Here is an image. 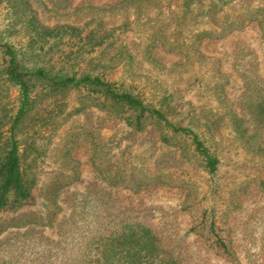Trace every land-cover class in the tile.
<instances>
[{
  "label": "trees",
  "instance_id": "1",
  "mask_svg": "<svg viewBox=\"0 0 264 264\" xmlns=\"http://www.w3.org/2000/svg\"><path fill=\"white\" fill-rule=\"evenodd\" d=\"M120 4L133 25L128 42L114 30L44 28L33 0H0V264H209V252L241 264L228 219L250 189L264 191V77L259 67L258 74L249 72L238 101L231 100L221 61L201 47L252 26L264 40V0ZM158 51L181 61L169 67ZM183 88L202 89L205 105L181 103ZM72 96L79 104L68 110ZM63 125L70 137L60 151L85 135L108 186L184 191L182 211L193 216L187 234L203 242L205 255L169 227L125 220L122 211L105 213L111 222L89 223L72 207L63 210L60 190L80 180L73 159L66 181L29 209L35 168ZM143 134L152 146L138 154L122 149L119 140ZM259 259L264 262V237Z\"/></svg>",
  "mask_w": 264,
  "mask_h": 264
},
{
  "label": "rangeland",
  "instance_id": "2",
  "mask_svg": "<svg viewBox=\"0 0 264 264\" xmlns=\"http://www.w3.org/2000/svg\"><path fill=\"white\" fill-rule=\"evenodd\" d=\"M122 1L124 0H33V9L39 15L41 27L73 25L84 30H114L116 37L128 42L133 25H129L125 5H119ZM114 16L116 18L113 19ZM201 48L206 55L216 56L221 61V71L227 75L230 82L227 93L231 100L238 101L244 90V78L249 72H254L259 67V73L264 77V40L256 26L236 33L224 41L204 44ZM158 53L164 64L169 67L181 61L179 56L164 55L160 51ZM185 75L186 73L181 75L178 80L183 81ZM177 98L181 103L195 107H200L207 101L203 90L199 88L193 91L183 88ZM68 102V110L79 104L76 96H72ZM92 121H97L96 117H89V123ZM65 128L63 125L60 131L47 141V154L35 168L38 186L34 193L33 205L29 209L36 210L42 205V195L49 193L56 182L66 181V176L72 173L67 165L73 159L78 168L77 172L80 173V180L60 190L61 197L58 202L63 210L70 206L78 214V219L89 223L111 222L113 220L105 213L112 210L122 211L125 220L142 221L158 225L162 229L169 227L175 239H182L195 253L205 255L206 247L203 242L194 235L187 234L192 227L193 216L182 211L186 196L184 191L168 185H157L146 187L137 193L123 186H108L95 169L92 143L85 135H79L71 151H60V148H65L70 137V131ZM117 130V135L122 136L123 129ZM107 133H110V130ZM119 141L123 150L129 146L137 154L142 147L154 144L147 134L130 138L126 136L124 140ZM114 151L117 153V150ZM162 152V149H158L156 153L161 155ZM239 201L240 208L228 219L229 235L233 240L234 249L241 264H264L259 259L260 243L264 237V191L250 189ZM70 214L71 212L68 216ZM47 234L51 238H57L56 230H47ZM208 256L209 264H228L215 259L212 252H209Z\"/></svg>",
  "mask_w": 264,
  "mask_h": 264
}]
</instances>
